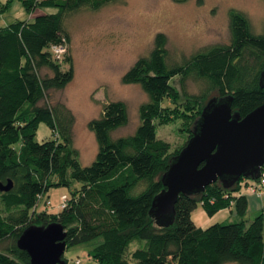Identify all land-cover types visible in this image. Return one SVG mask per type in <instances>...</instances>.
I'll list each match as a JSON object with an SVG mask.
<instances>
[{
  "label": "trees",
  "instance_id": "16d2710c",
  "mask_svg": "<svg viewBox=\"0 0 264 264\" xmlns=\"http://www.w3.org/2000/svg\"><path fill=\"white\" fill-rule=\"evenodd\" d=\"M22 1L30 13L39 8L57 11L0 26V183L13 181L10 190L0 189V264H31L29 253L18 246L20 235L30 225L53 222L64 226L67 248L96 241L89 253L98 264H264V210L249 223L206 228L192 218L200 204L211 216L234 206L244 217L248 198L241 181L247 178L229 189L217 181L200 194H181L171 226L160 227L150 216L155 196L165 188L163 174L187 144L172 151L171 143L157 136V121L169 123L173 111L178 113L164 105L165 99L175 103L185 97V110L194 113L189 139L214 90L218 97L233 96V109L242 116L264 103V34L252 31L246 13L230 10L229 43L199 50L184 63L169 64L168 38L159 33L150 53L122 77L123 83L139 84L148 95L139 108L136 131L114 136L128 125L129 108L123 100L107 101L101 115L88 123L98 152L91 164L83 165L73 141L75 116L53 98L54 90L75 78L72 63L62 68L69 53L66 21L71 13L97 10L115 0ZM0 4L2 9L8 6ZM62 43L67 52L58 60L52 46ZM176 77L183 86L192 78L207 81L208 87L201 95L184 88L181 92L172 83ZM41 123L55 136L37 141ZM74 181L80 187L68 195L65 208L58 213L39 210L41 197L53 186L70 187ZM63 259L59 264H69L65 254Z\"/></svg>",
  "mask_w": 264,
  "mask_h": 264
},
{
  "label": "rangeland",
  "instance_id": "374dc122",
  "mask_svg": "<svg viewBox=\"0 0 264 264\" xmlns=\"http://www.w3.org/2000/svg\"><path fill=\"white\" fill-rule=\"evenodd\" d=\"M0 1L8 5L2 9L0 4L1 27L57 11L39 8L30 13L22 0ZM231 9L246 13L251 20L252 31L264 34V0H115L100 9L83 8L68 16L66 29L70 36L69 53L63 60L62 68L68 69L72 63L75 78L64 89L54 90L53 98L75 116L73 141L83 165L91 164L98 152L95 134L89 129L88 123L101 115V108L107 101L123 100L129 108L128 125L116 130L114 136L130 135L136 131L140 122L139 108L148 101V95L139 84L123 83L122 77L139 57L150 53L156 36L164 33L168 38L170 65L184 63L199 50L230 42ZM172 83L181 92L184 88L189 94L195 95H201L208 87L207 81L192 78L184 86L180 77H176ZM217 94L214 90L209 98ZM164 105L175 108L178 113L173 111L174 119L169 123L160 124L157 121V136L171 143L172 151H177L189 140L188 129L194 113L185 110L186 100L183 96L175 103L165 99ZM182 110L190 115H184ZM54 136L46 123L40 124L37 141L43 142ZM255 181H241L242 193L250 200V210L244 217L238 216L231 208H225L210 217L200 204L192 214L193 220L204 228L216 223L228 224L241 220L249 223L261 213V208L253 211L255 204L260 207L264 202L262 199H253L246 185L247 182L253 184ZM77 187H80V183L76 181L70 187L53 186L39 201V210L60 212L63 195H70ZM48 200L51 205H47ZM95 243L67 248L65 257L69 264H75L79 259L81 264L83 251L92 249Z\"/></svg>",
  "mask_w": 264,
  "mask_h": 264
},
{
  "label": "water",
  "instance_id": "95a60500",
  "mask_svg": "<svg viewBox=\"0 0 264 264\" xmlns=\"http://www.w3.org/2000/svg\"><path fill=\"white\" fill-rule=\"evenodd\" d=\"M260 85L264 88V70ZM233 96L208 98L195 121L192 137L174 156L162 176L165 188L155 196L150 216L160 227L174 224L181 194L197 195L220 181L232 188L242 178L258 180L264 166V103L242 116L233 109ZM13 187L0 183L2 191ZM67 232L59 222L30 225L18 246L29 253L31 264L64 263Z\"/></svg>",
  "mask_w": 264,
  "mask_h": 264
},
{
  "label": "built area",
  "instance_id": "2783aa9c",
  "mask_svg": "<svg viewBox=\"0 0 264 264\" xmlns=\"http://www.w3.org/2000/svg\"><path fill=\"white\" fill-rule=\"evenodd\" d=\"M52 51L54 54V57L58 60H63L64 55L67 52V45L64 43L62 44H55L52 46ZM262 175L261 177L255 181L253 184H249L248 187L252 193L258 194L259 196H262L264 194V167L262 168ZM68 195L64 194L61 199V208H65L68 204ZM47 205H51V201H47ZM75 264H80V259L75 261Z\"/></svg>",
  "mask_w": 264,
  "mask_h": 264
},
{
  "label": "crops",
  "instance_id": "0c3cea01",
  "mask_svg": "<svg viewBox=\"0 0 264 264\" xmlns=\"http://www.w3.org/2000/svg\"><path fill=\"white\" fill-rule=\"evenodd\" d=\"M252 198L254 199H262V201L264 200V196H259L258 194H255V193H252ZM44 196H42L41 197V200H42V198H43ZM250 197V196H249ZM248 198V197H247ZM40 200V201H41ZM254 201V200H253ZM255 204V203H254ZM255 206L256 207H253V211L254 210H258V208H261V210H260V212L261 211H263L264 210V202L262 203V205L260 204V207L258 206V205H256L255 204ZM231 209H232V211H234L235 213H236V211H235V209H234V206L233 207H231ZM223 210V209H222ZM250 210V200H249V198H248V210H247V212ZM221 211V210H220ZM220 211H218V212H220ZM217 212V213H218ZM217 213H215V214H217ZM214 214V215H215ZM237 214V213H236ZM214 215H212V216H214ZM210 217H211V215H210ZM193 218V217H192ZM194 219V218H193ZM204 220H205V218H204ZM195 221V220H194ZM196 222V221H195ZM196 224L198 225V226H203V225H200V224H198L197 222H196ZM90 252V250H84L83 251V261L81 262V264H98V262L97 261H95L93 258H92V256H91V254L89 253Z\"/></svg>",
  "mask_w": 264,
  "mask_h": 264
}]
</instances>
